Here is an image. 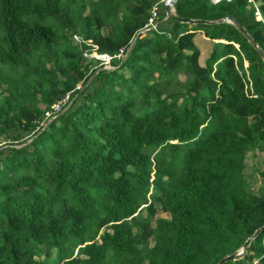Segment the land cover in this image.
Returning a JSON list of instances; mask_svg holds the SVG:
<instances>
[{
	"label": "trees",
	"instance_id": "1",
	"mask_svg": "<svg viewBox=\"0 0 264 264\" xmlns=\"http://www.w3.org/2000/svg\"><path fill=\"white\" fill-rule=\"evenodd\" d=\"M153 5L158 27L140 32ZM163 9L0 0V264H216L264 223V62L214 20L263 49L264 24L248 0H176L211 23ZM129 46L114 68L88 57ZM255 259L264 228L223 264Z\"/></svg>",
	"mask_w": 264,
	"mask_h": 264
},
{
	"label": "water",
	"instance_id": "2",
	"mask_svg": "<svg viewBox=\"0 0 264 264\" xmlns=\"http://www.w3.org/2000/svg\"><path fill=\"white\" fill-rule=\"evenodd\" d=\"M175 2L176 0H167V2L164 4V9H163V18L164 19H170L173 21H186V22H191L193 24L196 23H211L214 21H223L227 20L232 23L236 29L247 39V41L252 44V46L258 51L259 55L261 56L263 62H264V49L256 42L254 37L252 35H249L246 30L244 29L243 25H241L234 17L230 16V14L222 16L218 19H215L214 21H209V20H203V19H193L192 17L188 16H182L176 13L175 11ZM135 38L132 40L131 44L133 45ZM125 60V59H124ZM123 60V61H124ZM122 61V62H123ZM67 106V105H66ZM63 111V109H62ZM61 111V112H62ZM28 141V140H27ZM26 141V142H27ZM264 228V223L258 226L255 231L252 233L251 236H249L243 243V245L236 249L235 251L231 253H226L222 257L219 258L216 264H223V262L229 260V261H234L238 260L242 257H244V254L246 252V248L250 245V243L253 241L255 236Z\"/></svg>",
	"mask_w": 264,
	"mask_h": 264
},
{
	"label": "built area",
	"instance_id": "3",
	"mask_svg": "<svg viewBox=\"0 0 264 264\" xmlns=\"http://www.w3.org/2000/svg\"><path fill=\"white\" fill-rule=\"evenodd\" d=\"M163 4H165L167 2V0H160ZM211 3H217L219 1H222V0H210ZM226 1H232V0H226ZM248 3L250 5L253 6V12H254V15L258 16L261 21L263 22L264 24V14H262L260 8H259V4L256 3L255 0H248ZM158 17H159V11L157 9V6L156 5H153L150 9V12H149V15L147 17V20L144 24V26L141 28L140 32L141 31H144V30H148V29H155L158 27ZM129 47H127L126 49H119L118 52L114 55H110L108 53H105V54H98V57L96 59H99L100 58H104V60L106 59L108 62L110 61V59L113 57V56H116V57H121L122 55H127L128 54V51H129ZM101 61V60H100ZM103 64V63H102ZM104 67V65H103ZM106 67V66H105ZM104 67V68H105ZM77 88L80 87V84H77L76 85ZM69 100V94H67L64 98H62L61 100L59 101H56L55 103L51 104L50 105V109L49 110H45L44 113H45V117H55L54 116H51L52 114H55L57 111H59L60 107L66 102V100Z\"/></svg>",
	"mask_w": 264,
	"mask_h": 264
},
{
	"label": "rangeland",
	"instance_id": "4",
	"mask_svg": "<svg viewBox=\"0 0 264 264\" xmlns=\"http://www.w3.org/2000/svg\"><path fill=\"white\" fill-rule=\"evenodd\" d=\"M87 0H84V2H86ZM256 1V3L257 4H259V0H255ZM87 13V10H85V12H84V14H86ZM102 31H104L103 29H102ZM168 35V34H167ZM72 37V39H73V41L74 42H76L77 41V39L79 40V37L78 36H76V35H72L71 36ZM88 44H91V41L90 40H88V41H86ZM94 46V45H93ZM89 54V56L88 57H92V58H97L98 57V54L96 53V51H95V48H93V49H91L89 52H88ZM84 55H85V53H84ZM127 57V55H122L121 57L119 56L118 58H120L121 59V62L119 63V64H121L122 63V61L125 59ZM100 60H101V63H103L102 65H104V67L106 66L107 68H114V67H116L117 65H112V64H110L106 59L104 60V58H100ZM3 86H4V84H3ZM168 90H179V83L177 84H172V85H170L169 87H168ZM68 100V99H67ZM66 100V101H67ZM38 106H42L43 105V103H41L40 101H38ZM56 116V115H55ZM52 118H54V117H51V118H49V119H47L48 121L49 120H51ZM3 142V141H2ZM2 145H3V143H2ZM251 155V154H250ZM250 158V162H249V165H255V164H257V162L255 161V159L256 158H254L255 157V155H253V156H249ZM253 157V158H252ZM262 163H263V160H262ZM259 186V181L258 182H256V183H254V187L256 188V187H258ZM156 190V188L155 187H152V191H155ZM256 190V189H255ZM144 210L145 209H143V211H141V213H144ZM160 209L158 208V210L155 212V216H158V215H163L164 213H162V212H160L159 211ZM165 215V214H164ZM3 230H5V226L4 225H1L0 224V234H1V232L3 231ZM2 242V240H1V236H0V243ZM150 243H153V240L151 239L150 240ZM43 248V247H42ZM54 249H51L50 250V252H49V259H51V263H53L54 261ZM41 256L40 257H42L43 256V254L41 253L40 254ZM241 259V258H240ZM240 263H245V264H259V261H258V259H255V261H253L252 263L251 262H249V261H247V260H245V262L243 261L242 262V260L240 261Z\"/></svg>",
	"mask_w": 264,
	"mask_h": 264
},
{
	"label": "crops",
	"instance_id": "5",
	"mask_svg": "<svg viewBox=\"0 0 264 264\" xmlns=\"http://www.w3.org/2000/svg\"><path fill=\"white\" fill-rule=\"evenodd\" d=\"M198 39H199V40H201V39H202V37H199Z\"/></svg>",
	"mask_w": 264,
	"mask_h": 264
}]
</instances>
